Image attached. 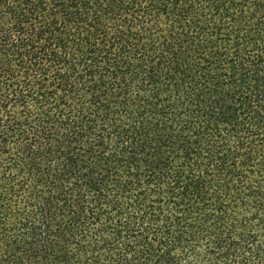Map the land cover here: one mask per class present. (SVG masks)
<instances>
[{"label": "trees", "instance_id": "1", "mask_svg": "<svg viewBox=\"0 0 264 264\" xmlns=\"http://www.w3.org/2000/svg\"><path fill=\"white\" fill-rule=\"evenodd\" d=\"M0 264H264V0H0Z\"/></svg>", "mask_w": 264, "mask_h": 264}]
</instances>
